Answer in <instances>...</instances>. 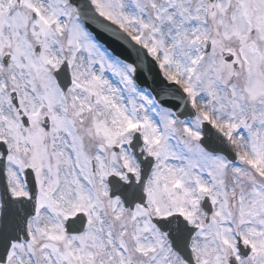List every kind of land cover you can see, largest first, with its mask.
Instances as JSON below:
<instances>
[{"label": "snow or ice", "instance_id": "obj_1", "mask_svg": "<svg viewBox=\"0 0 264 264\" xmlns=\"http://www.w3.org/2000/svg\"><path fill=\"white\" fill-rule=\"evenodd\" d=\"M0 264H264V0H0Z\"/></svg>", "mask_w": 264, "mask_h": 264}]
</instances>
